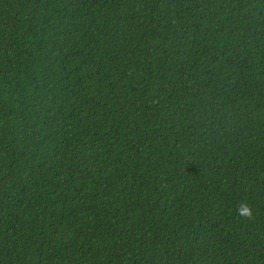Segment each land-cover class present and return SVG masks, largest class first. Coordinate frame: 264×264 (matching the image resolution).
Wrapping results in <instances>:
<instances>
[{"label":"trees","instance_id":"obj_1","mask_svg":"<svg viewBox=\"0 0 264 264\" xmlns=\"http://www.w3.org/2000/svg\"><path fill=\"white\" fill-rule=\"evenodd\" d=\"M0 264H264V0H0Z\"/></svg>","mask_w":264,"mask_h":264},{"label":"clouds","instance_id":"obj_2","mask_svg":"<svg viewBox=\"0 0 264 264\" xmlns=\"http://www.w3.org/2000/svg\"><path fill=\"white\" fill-rule=\"evenodd\" d=\"M237 214L241 216L242 219L251 220L253 219V210L249 204L246 202H241Z\"/></svg>","mask_w":264,"mask_h":264}]
</instances>
